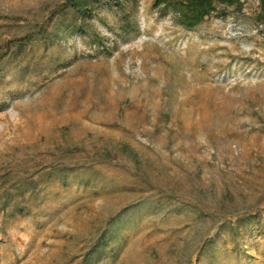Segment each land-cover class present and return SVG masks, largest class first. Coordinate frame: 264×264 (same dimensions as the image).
Returning <instances> with one entry per match:
<instances>
[{"label": "rangeland", "instance_id": "rangeland-1", "mask_svg": "<svg viewBox=\"0 0 264 264\" xmlns=\"http://www.w3.org/2000/svg\"><path fill=\"white\" fill-rule=\"evenodd\" d=\"M175 1L0 0V264H264L261 0Z\"/></svg>", "mask_w": 264, "mask_h": 264}, {"label": "trees", "instance_id": "trees-1", "mask_svg": "<svg viewBox=\"0 0 264 264\" xmlns=\"http://www.w3.org/2000/svg\"><path fill=\"white\" fill-rule=\"evenodd\" d=\"M168 2L169 0H157V4H167ZM236 2H238V0H176L173 4L178 19H180L187 27L193 28L215 9L216 3L233 4ZM259 20L264 23V0H261ZM15 209L21 210L19 207H14V210ZM108 241V235L103 233V238L98 241V254H100V256H102V252H106L105 247L108 244Z\"/></svg>", "mask_w": 264, "mask_h": 264}, {"label": "crops", "instance_id": "crops-1", "mask_svg": "<svg viewBox=\"0 0 264 264\" xmlns=\"http://www.w3.org/2000/svg\"><path fill=\"white\" fill-rule=\"evenodd\" d=\"M107 230H108V228L105 226V227L103 228V231H104L103 233H106ZM117 230H118L117 225H114V227H113L114 234L117 233ZM124 238H125V237L123 236V241H121L122 244H123V242L125 241ZM120 253H121V252H119L118 255H120ZM116 255H117V254H116Z\"/></svg>", "mask_w": 264, "mask_h": 264}]
</instances>
